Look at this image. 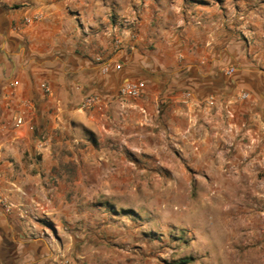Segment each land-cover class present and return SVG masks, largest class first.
Instances as JSON below:
<instances>
[{"label": "crops", "instance_id": "crops-1", "mask_svg": "<svg viewBox=\"0 0 264 264\" xmlns=\"http://www.w3.org/2000/svg\"><path fill=\"white\" fill-rule=\"evenodd\" d=\"M212 23L185 0H0V264L70 259L69 227L83 238L89 220L67 193L87 189L89 168L98 182L115 143L154 153L148 134L163 131L183 150L206 124L209 141L257 152L264 171V70L241 46L228 76L232 42ZM138 80L146 93L121 99ZM89 96L102 104L84 108ZM87 202L81 191L76 203Z\"/></svg>", "mask_w": 264, "mask_h": 264}, {"label": "rangeland", "instance_id": "rangeland-1", "mask_svg": "<svg viewBox=\"0 0 264 264\" xmlns=\"http://www.w3.org/2000/svg\"><path fill=\"white\" fill-rule=\"evenodd\" d=\"M185 4L210 16L218 39L227 31L234 54L228 76L237 73L241 46L264 70V0ZM165 131L167 137L172 130ZM207 131L204 124L199 144L183 150L161 141L163 131L148 134L147 144L158 152L134 155L124 143L113 144L98 182L89 168L87 189L67 193L72 212L89 220L83 238L69 227L74 250L68 264H79L83 255L87 264H264V171L257 152H241L236 143L225 147L223 136L209 141ZM81 191L84 205L76 203Z\"/></svg>", "mask_w": 264, "mask_h": 264}, {"label": "built area", "instance_id": "built-area-1", "mask_svg": "<svg viewBox=\"0 0 264 264\" xmlns=\"http://www.w3.org/2000/svg\"><path fill=\"white\" fill-rule=\"evenodd\" d=\"M233 68H228L226 70V73L231 75L233 73ZM146 83L144 81H133V82H127L123 84L119 90V96L121 99H132V98H140L146 93ZM41 89L44 92H49V86L45 83L41 84ZM242 100H247L249 98V93L243 92L241 94ZM102 104V99L99 96H89L84 100L83 106L84 108H93L100 106ZM16 125H22L23 124V118L17 117L15 119ZM3 175L0 172V181L2 180ZM68 260H63L61 264H68Z\"/></svg>", "mask_w": 264, "mask_h": 264}]
</instances>
